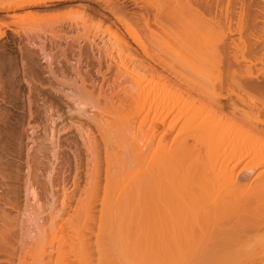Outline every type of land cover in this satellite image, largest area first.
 <instances>
[{
	"label": "bare ground",
	"instance_id": "obj_1",
	"mask_svg": "<svg viewBox=\"0 0 264 264\" xmlns=\"http://www.w3.org/2000/svg\"><path fill=\"white\" fill-rule=\"evenodd\" d=\"M82 1H86V0H19V1L16 0V2L10 1V0L9 1L0 0V13L6 14V16L16 17L17 15H7V13L17 11V10H22V9L27 10L30 8L50 7V6H55V5L60 6V4H66L69 2L71 3L80 2V5H82L83 4V3L81 4ZM96 1L98 4H100L101 2V0L100 1L96 0ZM156 1L159 2L158 4L154 1L157 7L154 5L153 9L156 12L152 8L151 10H148L150 8L147 9L146 7V9H143L142 12L139 11L140 13H138L139 19L141 23L144 24L145 28L150 27V24H149L150 20L154 16H156L155 19H157V16L159 17L161 16L160 14H163L162 15L163 19L164 18L166 20L167 18L169 19V17H167L168 16L167 13H166L167 18L164 16L165 15L164 12H166L167 10L166 9L167 7H165V3L167 4L166 6H169L170 4L168 8L171 7L172 11L170 10V13H172L175 19L176 17L177 18L180 17L181 24L182 22H184L185 25H188V24L189 26L191 25V27L188 26L189 28H193L194 27L193 25H195V28H193L194 30L190 29V32L193 34L188 32L189 31L188 27L183 30L185 31L187 29L185 31L187 34L186 37L192 38V36L190 35H194L196 33V35L198 36L202 34L203 32L202 35H207L212 38V41H214L215 43V47H216V44H220V42L222 43L221 48H217V49H219V51L221 49L220 52L221 54H223L222 56H223V60H225L224 61L225 64L223 63L221 67L217 69L214 68L215 70L213 68L212 70L208 66H206L208 69L206 67L204 69H207V71L210 70L208 71V74H207V71L204 72V69L203 70L200 69V71L198 70V74H197L199 76L198 78L197 76L190 73V75H193L191 77L188 74L189 78L191 79H188V77H185L184 79L183 77L184 75H181L180 72L179 74L177 70L175 71L173 65L171 66L170 63L166 64L167 62L165 63V60L161 58L162 56L161 54H159L161 55L159 56L155 54L154 52V54L149 55L148 51L146 50V47H144L143 44L141 45L140 43L141 40H139L140 37H137L136 32L134 31V29H132V27H130L131 25L128 23V21L125 20L120 15V13L119 14L117 13L118 11L116 10H118L119 8L116 9L115 7H113V5L109 6L108 0L106 2L102 1L103 3L101 2L102 5L100 6H103L106 12H108V14H110L113 18V21L110 22L109 27H108V31H109L108 33L111 36V37L110 36L108 37H110L111 39L113 38L112 40L114 42V45L113 46L110 45V46L111 48L115 47L114 50L116 52H119L118 56L122 54V53L120 54V52H123L122 55H125V58L127 57L126 62L129 61L128 63H126L124 60V56L122 58L120 57L121 59H123V62H125L124 64H127V69L125 71L128 72L131 70V69L128 70L129 69L128 64H131V65L133 64L134 66L132 69L135 70L136 68H138L137 69L138 71L144 72V73L148 71L150 75L148 77L149 79L146 78L147 76L145 77V80H146L145 82L144 80L143 81L136 80V83L133 84L135 85V87L132 88V89H135L134 90L135 93L134 94L131 93L130 90H129V93L128 92L126 93L125 91V93L127 94L126 96L128 97L125 96L126 97V98L124 97L125 100L121 99L123 101L122 102L119 101L120 104L122 103L121 106L125 105L124 107H126L129 104V108L131 109L129 114L132 115V118L130 119L127 116L129 118L127 120V117H126V120H127L126 124L128 125L125 128H126L128 135L129 136L133 135L132 133L133 129L136 128L138 130H136L133 140L132 138H130V141L128 144L129 145L128 147L130 148V150L129 149L128 150L131 152L130 156H132V160L127 162L122 158L116 159V162H118L117 164H119L120 166L115 165L116 167L117 166L118 167L114 171H112L113 170L111 169L112 167L110 168L111 170L107 168L110 163L114 162V161L110 162V160H108L110 159L111 156L108 155L109 156L107 157L108 159H106V156L104 158L108 160L107 161L108 164L104 161L108 166L106 167L107 170L105 169L106 172H104L105 173L104 174V186L102 187V191H101L102 195H101V198H98L100 200V204H98L100 206L98 207L99 212H100L99 213L100 216H98L99 219L97 218L98 224L97 223L95 224L93 222V218H96V214L94 213L95 211H93L94 214L91 213V215H95V216L90 215L91 217H89V213L93 210V209L91 210V207L93 206H90L89 204L91 203L90 201H88V198L91 197L95 193L94 191L98 192L99 190H101V188L98 190L96 188V187L99 188L98 183H97V186L93 184L94 186H96L95 187L96 190L92 187L91 189H89L90 191L94 189L92 192L93 194L91 195V192L89 191L90 194L88 193V195H91V196H87L88 198L84 197V199H87L86 201L88 202H86V204H83V202L80 203V205L82 204L84 205L83 207H81L80 205H79L80 207H77L76 205V207L80 209L76 212L74 211L73 213L74 217L72 214V217L69 218V220L66 219L69 222L65 220L67 224L68 223L70 224L69 228L71 229L74 227L78 228V226L81 223H83V225L86 222L88 223L87 220L90 218L92 219L91 222H93L90 225L95 224L96 225L95 228L97 229L99 234L96 237L92 238L94 240V243L88 242L91 240L88 239L87 241V238L81 235V238H79V241L76 240L77 243L74 242L76 243V247H74L75 244L72 243L74 244L72 246L73 247L72 252L69 251V249L71 248L70 243L68 244L70 248L66 246L67 242L65 243L64 246L69 248L68 249L69 254L70 252L74 253L72 254V256L71 255L70 256L75 259L74 260L75 264L76 263L77 264H80V263L81 264H90V263L105 264V262L111 263L112 261L111 262L108 260L106 261V259L111 258V255L113 252H115V249H112V246H111L110 249L113 250L112 252L111 250L109 251L103 250L102 245L103 243H105L103 242V238H104L103 234L106 231H112L114 228L115 229L117 228V231H115V233L119 232V230L121 231L124 240L123 238L121 239L124 241L126 249L128 248L127 253L128 252L131 253L133 257V258H125L129 260V263L132 261V263H138V264H264V76H260V78L258 79L260 74L264 75V67L258 68V66H256V64L252 62L254 58L252 59V61L250 62L248 61V63L246 62V64L245 63L242 64L243 60L240 63L238 60H236L233 53H232V56H234V58L229 55L231 52L230 53L228 52V48H229L228 44L230 43L229 40L231 41L230 39L231 36L230 37L228 36L231 33H233L232 32L234 30L233 27L235 26L231 24L232 23L231 20H233L234 18L233 19L231 18V20H229L230 19L229 17H231L230 15H232L233 12H236V11H233L232 14H229L231 12L229 13L225 12V17L223 18L222 17L223 11L221 12L220 8L217 6L219 8L218 10L219 16L218 14H216L217 16H215V12L218 13V11H216L217 9L215 11L212 10L215 16L214 21L216 20L215 22H213V24L214 23L216 24L217 29H215L212 26V24L211 26L213 28L212 27L208 28V26H202L203 24L202 25L200 24L201 20L200 22L199 20L196 21L197 23H199V25H196L195 19L197 20V18L199 17L197 15L198 9L207 11V13L211 15L212 11H210V9L211 8L213 9L214 3L216 4L218 3L217 5H219V3H221V1L223 0H156ZM226 3H227L226 5L227 7H228V4L229 5L232 4L231 6L239 5L240 6L239 8L241 9L240 11L243 14L244 12L242 11L247 10L246 14H244L247 17L246 26L244 27H247L248 29L245 28L246 32L243 30L244 35L246 33L248 34V36L250 35L248 39L254 38V37L259 38L261 36L260 35L261 33H258V31H255V32L254 31L251 32V31L254 30L253 28H255L257 24H259V22L255 23L256 21L255 19H257V17L260 16L262 18L261 24L264 23V0H226ZM192 7L195 9L193 10ZM82 9H83L82 14H84V16L82 15L83 17H85L87 13L89 12L90 13L95 12L94 8H91V7H90V10L86 6L82 7ZM91 9H93V11H91ZM152 10L155 13H152L153 12ZM225 10L227 9L225 8ZM237 13L239 14L240 12H237ZM243 14H241L240 16L244 17ZM193 16L195 17V19ZM217 17L221 19L219 20ZM242 17H238V18L240 19ZM34 18H37V17H34ZM39 18L41 19L39 21L42 22L44 19L48 17L44 19H42L41 17ZM155 19H152V20L154 21V23L157 22L156 24L158 25V21ZM163 19H161V22ZM165 19L164 21H166ZM180 19H177V20H180ZM137 21H138V17H137ZM172 21H173V17H172ZM168 22L170 23L169 20ZM192 22L195 24H192ZM36 23H37V20L35 24ZM163 23L164 22H162L161 25H163ZM179 23L177 22V25ZM116 24L120 26L123 32L119 31L120 29L117 28ZM200 25L202 27H200ZM163 26L161 27L163 28ZM112 27H114L115 30L112 29ZM173 27L175 28V26ZM181 27L183 28V26ZM203 27L205 29H203ZM162 28H160V30ZM178 28L180 27L178 26ZM207 28L209 29L210 32L208 31ZM260 28L264 30V27L260 26ZM239 29H241V27ZM146 31H148V29H146ZM240 31L241 30H239V32ZM197 32H199L200 34H198ZM166 33H168V30ZM150 34H153V32ZM155 34L156 33H154L153 36ZM1 35L2 33L0 34V36ZM162 35H163V32H162ZM261 37L264 38V34H262ZM164 39L165 38H163V40ZM218 39L221 41L217 42ZM242 39H239V40L241 41ZM108 40L109 39H107V41ZM154 40L158 42L159 39L156 40L154 36L153 41ZM252 41L250 43H248L247 41L246 42L248 45L249 44L252 45ZM133 43L139 45L140 50H141L140 54L141 56H143L144 59L145 58L149 60L151 59L150 61L152 62V64L157 65L163 71L168 70L171 73L173 72V75L169 73L170 75L173 76V79H174V73L177 77L179 76L178 77L179 79H177L175 76L176 78L175 80L177 81L178 84L184 85L183 89H184V92L186 93L184 92L182 93L185 95L180 93L183 90L182 87L180 88L181 90H179L178 87H175V85H177L175 84V82H173L172 84L171 82L165 81L166 79L162 77L161 71H160L161 73L159 72L160 73L159 74L157 73L158 71L153 70L154 68L152 67V65L150 66L152 68L149 67L150 65L149 63L145 65L144 61H142L143 58L139 57L140 56L139 53L138 55H136L137 51L134 50L135 48L133 49ZM153 43L156 44L155 42ZM109 44L107 45V47L109 46ZM160 44L162 46V43ZM253 44H255V41L253 42ZM251 45H249L247 50L250 51V49H252ZM156 47L158 48V46ZM242 47L243 49L247 48V47L245 48L244 45ZM253 48L255 50L256 47L253 46ZM210 49L211 48H209V50ZM104 50L106 49H103L101 51H104ZM163 50L164 49H162V51ZM254 50L252 51L253 53H254ZM261 50H264V49L261 48ZM98 51H99V47H98ZM111 51L112 49L109 50L110 52L109 54L112 53ZM134 51H136V53ZM106 54L108 55V52H106ZM246 56L243 57V59H249V58H246ZM106 57H109V56H106ZM111 57H113V55ZM259 58H261L260 61L262 62V57H259ZM109 62H111V60ZM147 65H148V68H147ZM123 67H126V66H123ZM134 70L133 71L131 70V71L134 72ZM118 71H120V69ZM209 72H212V73H209ZM106 73H107V70H106ZM201 73H204V74L202 75ZM134 74H136L134 76H138L136 73V70ZM180 75L183 79L180 77ZM134 76L131 73L130 78L131 77L135 78ZM104 77L105 76H102L103 79ZM115 79L117 80L118 77ZM103 81L104 80H102V82ZM132 82L134 83L135 81H132ZM157 82L159 83L162 82L161 85L164 83L163 90L159 87L155 89ZM112 83H114V81ZM129 85H132V84H129ZM133 85L131 87H133ZM121 87L122 85L120 86V88ZM164 89L167 90L165 91L166 92L165 95H163L162 93ZM79 91L80 90H78V92ZM191 94H194V96L196 95L195 96L196 98L192 96ZM182 95L184 96V98L186 96V98L185 99L182 98L183 97ZM76 97H74V99ZM89 102H91V100ZM116 106H117L116 109H119L120 105L119 106L116 105ZM77 107H80V105L77 104ZM93 108H96V107H93ZM109 109H111L110 106H109ZM109 109L107 106V110L104 109L103 111L107 112ZM82 111L84 113L85 109L81 110L79 108V110L77 111L79 116H80V113L82 114ZM110 112L111 111L109 110L108 113L110 114ZM113 112L114 111H112L111 114L115 115V113ZM123 114H124V111L122 115ZM86 115H87V112H86ZM93 117H95V115ZM118 118L121 119L122 117L120 116ZM136 119L138 120L140 119L138 123ZM108 135L110 136V134ZM115 147L116 146H114V148ZM110 151H113V149ZM105 155H107V153ZM115 156H117V154H115ZM115 156L113 155V157ZM124 156L127 157L126 155ZM131 165L133 166L131 167ZM99 169L100 168L97 169V172ZM114 177H117V178L115 179ZM84 196H85V192H84ZM94 196H96V194H94ZM89 200H91V198H89ZM92 202L93 204H95L94 200ZM95 202H97V200H95ZM95 207L97 206L94 205V210H95ZM96 211L98 213L97 208H96ZM115 214L117 215V218L115 217L116 219L113 218ZM0 219H2L5 222V223L3 222L4 224H6V221L4 218H0ZM2 220L0 222L1 225H3ZM65 221H64L65 228L63 227V222H62V225H59V226L57 225L58 228L61 227L62 229L63 228L69 229L68 225L67 227L65 226L66 225ZM75 224L76 226H73ZM86 225H85V228H86ZM1 228L2 227H0V230L2 231L0 232V250L2 247L1 243L8 237V235L4 233V232L6 233L8 232L6 230L7 228H2V229ZM85 228H84V231L86 230ZM3 229H4V232H3ZM78 229H75V231H71V230L69 231L75 233ZM68 233L69 235L72 234L70 232ZM118 234L120 235V232ZM6 235L7 237H5ZM69 235L67 234L68 236L67 239L69 238ZM74 235L78 236V233ZM106 235L108 236V234ZM118 236L116 235L115 236L116 238L112 236L111 237L117 240ZM111 237L109 238L108 236L109 239L107 237L106 239L110 241ZM75 239H77V237L74 238V241ZM62 240H63L62 242L65 241L63 237H62ZM7 245H11V244H7ZM110 245H113V244L111 243ZM126 249L124 248V250ZM147 249L149 250L150 253L147 251ZM59 250H60V247L57 250L58 254L64 249H61V251ZM64 257L62 254V258H61V254H60V258H58L59 264H61L60 261H63L65 259ZM113 257L116 258V256H113ZM68 258L66 259V262ZM88 258L89 260H92L90 258H93V261L88 262L89 261ZM114 261L116 260L114 259ZM114 261L112 264H114ZM121 261H122V258H121ZM55 262L57 263V260H55ZM69 262H71L70 264H73L72 261H69Z\"/></svg>",
	"mask_w": 264,
	"mask_h": 264
},
{
	"label": "rangeland",
	"instance_id": "obj_2",
	"mask_svg": "<svg viewBox=\"0 0 264 264\" xmlns=\"http://www.w3.org/2000/svg\"><path fill=\"white\" fill-rule=\"evenodd\" d=\"M10 1L16 2V0H10ZM102 1L106 2L107 0H101V2ZM154 1L159 4V2H157L156 0H153V2ZM101 2L100 4H98L96 0L95 1L86 0V1L81 2V4L83 3L82 5H80V2H75V3L69 2L66 4H60V6L55 5V6H50V7L30 8L27 10L22 9V10H17V11L7 13V15H17L16 17L6 16V14L0 13V34L2 33V35L0 36V133H1L0 134V144H1L0 145V149H1L0 150V166H1L0 167V179H1L0 180V218H4L6 221V224H4L5 222L2 219H0V222L1 220H2V223L4 222L3 225H1L0 223V227L7 228L6 230L8 232L7 233L4 232V229H3V232L7 234L8 237L10 236L8 238L6 235L5 237H7L6 239L8 240L5 239L4 241L6 242L3 241L1 243L2 247L0 250L1 252L0 253V264H59L58 258H60V254H61V258H62V254H63V257L66 254L64 257L65 259L63 261H60L61 264L63 263L70 264L71 262L69 261H72L73 264H75L74 263L75 259L71 257L72 254L74 253H71V252L73 250L72 246L74 244H75L74 247H76V243H77L76 240L79 241V238H81V235H83V237L87 238V241L88 239L91 240L88 242L94 243V240L92 238L96 237L99 234V232L95 228L96 226L95 224L96 223L98 224V219H99L98 216H100L99 214L100 212L98 209V207H100L98 205L100 204V200L98 198H101V195H102L101 191H102V187L104 186V174H105L104 172H106L107 170L106 167L108 166L107 161L108 160H110V162L114 161L110 163L111 165L113 164L114 166L113 165L111 166L109 164V166L107 167L108 169L112 167L111 169H113L112 171H114L118 166H120L119 164H117L118 162H116V159L122 158L127 162L132 160V156H130L131 152L129 151L130 148L128 147L129 146L128 144H129L130 138H132L133 140L135 132L138 129L136 128L133 129L132 136L128 135L125 127H127L128 125L126 124L127 120L129 118L130 119L132 118V115L129 114L131 109L129 108V104L128 105L126 104L127 105L126 107H124L125 105H122L123 106L122 108L121 106L122 103L120 104L119 101L122 102L123 100H125L124 97L127 95L126 94L127 92L129 93V90L131 93L134 94L135 89H132V88L135 87V85L133 84L136 83V80H140V81L144 80L145 82L146 81L145 77L147 76L146 78H148L150 73L148 71L145 73L140 72L137 70L138 68H136L135 70L139 77L134 76L136 74H134L135 70L132 69L134 66L133 64L132 65L128 64V68H129L128 70L130 69L132 71L134 70V72H132L131 70L130 71L135 78L133 77L130 78L131 76L130 71L128 72L125 71L127 69V64H124V63L126 62L127 57L125 58V55H122L123 52H120V54L121 53L122 54L118 56L119 52H116L114 50L115 47L111 48L110 46V45L113 46L114 42L112 40L113 38L112 39L110 38L111 36L108 33L109 32L108 27H109L110 22L113 21V18L110 14H108V12H106L103 6H100L103 3ZM153 2L152 0H149V1L147 0H108L109 6L113 5V7H115L116 9L119 8L118 10H116L118 11L117 13L118 14L120 13V15L125 20L128 21V23L131 25L130 27H132V29H134V31L136 32L137 37H140L139 38V40H141L140 43L141 45L143 44V46L146 47V50L148 51L149 55L154 54V52L157 55L161 54L162 56L161 55L159 56H161V58L165 60V63L167 62L166 64L170 63L171 66L173 65L175 71L177 70L178 73L180 72L181 75H184L183 76L184 79L185 77H188V79H191L189 78L190 73L197 76L198 78L199 77L197 75L198 70L199 71L200 69L203 70L206 66H208L210 69L212 68L217 69L221 67V65L224 63L225 60H223V56H222L223 54H221L220 52L221 49L219 51V49L217 48H221L222 43L220 42V44H216V47H215V43L214 41H212V38L207 35H202L203 32L202 34L197 32L201 36L200 35L197 36L196 33L194 35H190L192 36L193 39L191 37L190 38L186 37L187 34L185 31L187 29L185 31L183 30L187 28L189 24L185 25L184 22H182L181 24L180 17L178 18L176 17L175 19L172 13H170L171 7L168 8L170 4L169 6H166L167 4L164 2L165 7H167L166 9L167 10L169 9L168 11L166 10V12H164L165 13L164 16L166 17L168 15L167 17H169V19L166 17L167 20L164 18L166 20L164 21V19L162 18L163 14H160L161 16L159 17L157 16V19H155L156 16H154L150 20V23H149L150 27L145 28L144 24L141 23L139 19L138 13L142 12V10L146 9V7L147 9L150 8L148 10H151V8L153 9L155 5V2L154 4ZM221 3H219V5H217L218 3L217 4L214 3L213 9L211 8L210 11L212 10L215 11L216 9H217L216 11H218L220 8L221 12L223 11L222 12L223 18L225 17V12L227 13L231 12L229 14H232L233 11H236V12H233L232 15H230L231 17H229L230 18L229 20H231V18L232 19L234 18L233 20H231L232 21L231 24L233 26L235 25L233 27L230 24L234 28L235 31L231 30L233 33H231L232 35L230 34L228 36V37L231 36L230 37L231 41L229 40L230 43L228 44V47H229L228 52L229 53L231 52L229 55L232 56V53H233L236 60H238L240 63L243 60L242 64L243 63L246 64V62L248 63V61L250 62L254 58L252 62L255 63L256 66H258V68L264 67V50H261V48L264 49V43H262L264 42V38L261 37L262 34H264V32H262L264 30L260 28V26L264 27L262 26L264 25V23L261 24L262 18L258 15L260 18L257 17V19L258 18L259 19L258 20L255 19L256 20L255 23L259 22V24L257 25L255 24L256 27L257 26L258 27L253 28L254 30L251 29L252 30L251 32L258 31V33H261L260 34L261 38L254 37V38L248 39L250 35L248 36L247 33L244 35V31L246 32L245 28H247V27H244L246 26V22H247L246 20L247 17L244 14H246L247 10L245 11L243 10L242 11L244 12L243 14L240 11L241 9L239 8L240 7L239 5L238 6L234 5L235 6L234 7V6H231L232 4L230 5L228 4V7H227L226 0L221 1ZM83 5L88 7L89 10H90V7L94 8L95 12L93 13L89 12L90 14L87 13V15L85 14L86 16L83 17L84 14H82L83 13L82 7H85ZM138 6L139 7L141 6V7L139 8ZM155 6L157 7V5ZM232 7H234L235 9ZM225 8L227 10H225ZM194 9L195 8H193V10ZM198 10H197V15L199 16L198 17L199 19L197 18L196 20L195 17L193 16L195 19L196 25H199V23H197L196 21L199 20L200 22L201 20L200 24L201 25L203 24L202 26H208V28L213 26L215 29H217L216 24L215 23L213 24V22L216 21V20L214 21V17L217 16L216 14H218L219 16V11L218 13L215 12V16H214L213 11H212V14L209 15L207 11H203L201 9L203 11L202 12L200 9ZM91 11H93V9H91ZM154 11L152 13L156 12ZM237 12H240V13L238 14ZM241 14H243L244 17L240 16ZM33 15L34 17H37V18H34ZM39 17H41L42 19L46 17L48 18L40 22L39 20L41 19ZM137 17H138V21L140 22L137 21ZM172 17H173V21H172ZM238 17H242V18L239 19ZM217 18L219 20L221 19L219 17ZM35 19L37 20L36 24H35L36 22ZM152 19L157 20L158 25L156 24L157 22L154 23ZM161 19H163L162 22H164L163 23L164 26L161 25L162 24ZM174 19L178 23L180 21V23L177 25V22H175ZM177 19H180V20H177ZM168 20L170 21V23L168 22ZM195 23L192 22V24H195ZM239 23L241 26L239 25ZM116 25H117V28L120 29L119 31L123 32L120 26L118 24ZM172 25L175 26V28ZM201 25L200 27H202ZM161 26H163V28ZM178 26L180 28H178ZM181 26H183V28ZM193 26H194L193 28H195V25ZM239 26L241 27V29H239L240 28ZM165 27H167L168 29ZM189 27H191V25ZM189 27H188V30H189L188 32H190V29L191 30L193 29ZM160 28L162 29L160 30ZM112 29H114V27H112ZM146 29H148V31L151 30L153 34L156 33L154 35L155 39L156 40L159 39L158 42L162 43V46L163 45L164 46L162 47L160 43L156 42L155 40L153 41L154 36L153 34H150L152 32L151 31L148 32L146 31ZM203 29L205 28L203 27ZM167 30H168V33H166ZM239 30H241L240 32L242 34L239 32ZM160 31L163 32V35H162V32ZM161 36L165 39L163 40ZM166 38L169 40H167ZM107 39L109 40L107 41ZM239 39H242V40L240 41ZM218 41H221V40L218 39L217 42ZM246 41L248 43L252 41V45L251 44L249 45L252 46L253 50H254L253 46H255L257 48V49L255 48V50L258 52L254 50V53H253L252 52L253 50L250 49L251 46L249 48L250 51L247 50L249 45L247 44ZM254 41H255V44H253ZM153 42H155L156 44H154ZM108 44L110 48L112 49L111 54H109L110 53L109 50L111 49L109 48V46L107 47ZM137 45L138 44L133 43V49L135 48L134 50H136L137 53L136 51L134 52L136 53V55H138L139 53L140 55L139 57L143 58V56H141L140 54L141 52L140 47L139 45L138 46ZM243 45L244 47L246 45L248 46H246L247 48L245 47L246 49H243L242 47ZM156 46L160 48L158 49ZM98 47H99V51H98ZM209 48H211L210 49L211 51L209 50ZM103 49H106V50L101 51ZM162 49H164L163 50L164 52L162 51ZM243 51L244 52L246 51V52L244 53ZM248 51L251 53H249ZM106 52H108V55L106 54ZM247 52L249 53V55ZM260 53L262 54V56ZM110 55L111 56L113 55L114 59L115 58L116 59L114 60L113 57H111ZM106 56H109V57H106ZM123 56H124L125 62H123V59H121ZM234 56L232 57L234 58ZM245 56L246 58H249V59H243V57ZM259 57H262V62L260 61L261 58ZM143 59L142 61H144L145 65L149 63L150 64L149 67L152 65V67L154 68L153 70L158 71L157 73L161 71L162 73L161 72L160 73L162 77L166 79L165 81L171 82L172 84L173 82H175V84H177L175 85V87H178L179 90H181L180 89L181 87L183 89L184 85L178 84L177 81L175 80L176 78L179 79L178 78L179 76L177 77L174 73V79H173V76H172L173 72L171 73L168 70H167L168 72L166 70L164 71L161 70L160 67L152 64V62L150 61L151 59L150 60L146 58L144 60ZM110 60L111 62H109ZM123 66H126V67H123ZM118 68L120 69V71H118L119 70ZM147 68H148V65H147ZM207 69H204V72H206ZM106 70H107V73H106ZM208 71H207V74H208ZM212 72H209V73H212ZM169 73L172 75H170ZM201 74L203 75L204 73H201ZM101 75L105 76L104 79L102 78ZM116 75L118 77L117 80L115 79L117 78ZM193 75H190V76L192 77ZM260 76H264V75L260 74L258 79L260 78ZM102 80L104 81L102 82ZM113 81L114 83H112ZM130 81L131 82L135 81V82L131 83ZM158 83L159 82H157L155 89L159 87L163 90L164 83L161 85L162 82H160L159 85L161 86H159ZM109 84L112 85L113 87L110 86ZM129 84H132L133 87H131L132 85H129ZM121 85H122L121 87L122 89L120 88ZM78 90L80 91L78 92ZM165 91L167 90L164 89V91L162 92L163 95H165L166 93ZM182 92H184V89L180 93ZM191 95L194 96V94H191ZM74 97L76 98L74 99ZM182 98H184V96ZM90 100L91 102H89ZM110 100L113 101L114 103L111 102ZM77 104H79L80 107H77ZM116 105L118 106L120 105L119 109L121 107L120 110L122 111V113L124 111V114H125V115L123 114L124 116L122 115L119 109H116L117 107ZM107 106H108V109H109V106L111 107V109L109 110L111 112L114 111L113 113H115V115H117L118 112L119 114L120 113L121 114L120 115L118 114L117 116H115V115H112L111 112L109 114L108 113L109 110L107 112L103 111L104 109L107 110ZM93 107H96V108H93ZM79 108L81 110L85 109L84 113L83 111H82V114L79 112L80 116L77 113ZM86 112H87V115H86ZM94 115L95 117H93ZM120 116L122 117L121 119L118 118ZM126 117H127V120H126ZM99 119H101L102 121ZM136 120L138 123L140 119L139 120L136 119ZM108 134H110V136ZM119 140L120 141L122 140V141L120 142ZM120 143L122 144V146ZM114 146H116L117 148L116 147L114 148ZM112 149L113 151H110ZM117 150L120 152H118ZM121 151H123L124 153ZM105 152L107 153V155H105L106 154ZM115 154H117V156H115ZM108 155L111 156L110 159L107 158L109 157ZM113 155L115 157H113ZM124 155H126L129 158V160ZM105 156H106V159L108 160L104 159ZM123 156L127 159H125ZM115 165H118V166L116 167ZM132 166L133 165H131V167ZM98 168H100L101 170L99 169L97 172ZM89 174L92 176V178ZM114 178L116 179L117 177H114ZM89 183L91 184V186ZM97 183H98L99 188L96 187ZM93 184H95L96 186H94ZM91 187L94 189L96 187L97 190L101 188V190H99L100 192L94 191L95 192L94 194H96V196H94V194L92 193L94 189L92 191L89 190L91 189ZM89 191L91 192V195L93 194L92 195L93 198L91 195H88ZM84 192H85V196H84ZM87 196H91L89 198H91L92 201L94 200L95 204H93V202L89 200ZM84 197L88 198V201H90L91 203V204L89 203L88 204L90 206H93L91 207V210L92 209L93 210L89 213V217L95 216V215H91V213L96 214V218L92 217L93 222L95 224L90 225L93 222H91L92 219L89 218L87 220L88 223L86 222L84 225L83 223H81L78 226L79 229L75 227L70 229L69 228L70 224L69 223L67 224V222L69 221H67L66 219L69 220V218L72 217V214L74 213V211L76 212L80 209L77 207H80V206L83 207L84 206L83 204H86V202H88L86 201L87 199H84ZM81 198H83L84 200ZM95 200H97V202H95ZM82 202L83 204L80 205V203ZM94 205L97 206L95 207V210H94ZM96 208L98 210V213L96 211ZM93 211L95 212L93 213ZM73 217H74V214H73ZM115 217L117 218L116 214L114 215L113 218ZM50 221L52 224L50 223ZM64 221L66 222L65 226L67 227L68 225L69 229H64L65 228ZM62 222H63L64 228L62 229L61 227H59L60 228L59 229L58 226L62 225ZM85 225H86V228H85ZM73 226H76V224ZM84 228L87 230V232L86 230L84 231ZM75 229H78L75 233L71 232V231H75ZM115 231H117V228L116 229L114 228L112 231H106L103 234L105 238V240L103 238V242H105L102 245L103 250L104 251L111 250L112 252L113 251L112 249H115V252H113L114 254L112 253L111 258L106 259V261L108 260L112 262L111 263L105 262V264L106 263L112 264L114 259L116 260L114 261V264H124V263L130 264L132 263V261L129 263V260L125 258H133V257L131 253L129 252H128L129 254L127 253L128 248L126 249L125 243L123 241L124 238L122 236L121 231L119 230L120 235L122 237L118 234L119 232L115 233ZM0 232L2 231L0 230ZM68 232L72 233L70 235L73 237H71ZM66 233L69 235L68 239H67L68 236ZM77 233H78V236L74 235ZM106 234H108L109 238L111 236L115 237L116 235L117 236L119 235L118 236L119 238L117 237V240H116L115 239L116 237L114 239L111 237V240H110L111 242H110L109 240L106 239V237L108 238ZM62 237L65 240L64 242H62L63 241ZM75 237H77V239H75L74 241ZM121 238H123V240ZM69 239L71 240V242ZM65 243H66V246H68V244L70 243L71 248L70 246L68 247L71 250L67 248L66 246H64ZM111 243L114 245V247L113 245H110ZM7 244H11V245H7ZM111 246H112V249H110ZM59 247H60L59 251H61V249H64V250H62L58 254L57 250ZM124 248L126 250H124ZM68 249L69 251H71L70 254L68 252ZM147 251L149 252L148 249ZM9 256L11 259L9 258ZM66 256L67 258L69 257L67 262H66V259H67ZM113 256H116V258ZM121 258L124 263L121 261ZM90 259L92 260H89L88 258L89 260L88 262L93 261V258H90ZM55 260H57V263L55 262ZM125 260L128 262H126ZM132 264H138V263H132Z\"/></svg>",
	"mask_w": 264,
	"mask_h": 264
}]
</instances>
